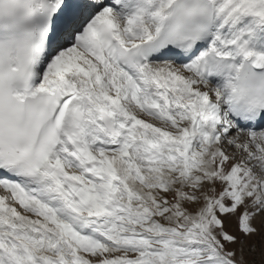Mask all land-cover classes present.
I'll list each match as a JSON object with an SVG mask.
<instances>
[{
	"label": "snow or ice",
	"instance_id": "obj_1",
	"mask_svg": "<svg viewBox=\"0 0 264 264\" xmlns=\"http://www.w3.org/2000/svg\"><path fill=\"white\" fill-rule=\"evenodd\" d=\"M0 264H264V0H0Z\"/></svg>",
	"mask_w": 264,
	"mask_h": 264
}]
</instances>
